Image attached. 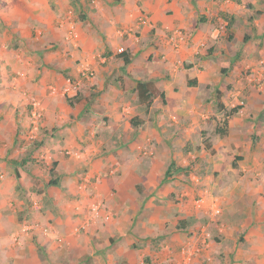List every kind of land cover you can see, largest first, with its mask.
<instances>
[{
	"label": "crops",
	"instance_id": "obj_1",
	"mask_svg": "<svg viewBox=\"0 0 264 264\" xmlns=\"http://www.w3.org/2000/svg\"><path fill=\"white\" fill-rule=\"evenodd\" d=\"M115 1L114 12L95 2L96 11L79 23L51 13L48 19L58 27L47 23L43 29L54 32L42 39L38 34L43 8L50 9L47 3L30 0L26 10L2 3L0 71L5 85L0 86V121L13 128L16 117L11 115L18 108V138L36 137L39 128L54 129L36 149L55 155L60 188L52 185L33 193L30 185L35 181L25 173L20 179L30 196L19 199L12 177L1 182L0 264H142L144 254L151 262L166 260L185 232L175 225L170 229L164 203L155 201L165 202L157 197L165 196L161 193L170 183L176 184L180 172L162 181L171 155L179 163L187 146V141L174 139L188 130V123L197 125L200 109V100L185 96L184 88L188 79H195L198 85L213 81L214 88L224 90L218 86L221 78L209 73L213 65L214 72L218 67L212 59L231 57L222 47L231 37L244 40L237 51L245 53L252 73L246 80L232 73L224 77L233 90L230 103L221 100L223 108L238 104V95L244 102L226 120L220 113L214 118V129L220 116L226 122L221 134L226 139L216 142L214 136V205L220 208L214 216V234L220 239L214 250L222 252L220 257L214 253V263L264 264V0ZM141 13L151 25L138 24ZM223 27L229 31L227 38ZM174 29L182 31V40L172 35ZM16 41L26 45L13 50ZM28 44L44 50L32 52ZM118 47L125 53H117ZM206 51L209 56H200ZM84 69L93 75L83 79L80 88L87 83L95 95L86 90L82 98L64 93L66 75L77 79ZM12 71L20 74L16 83L10 81ZM138 81L158 88L164 101L152 96L148 108L139 112ZM68 97L74 99L71 105ZM30 104L40 113L35 128L30 124L32 109L27 112ZM171 119L182 123L170 127ZM142 151L156 156L142 162L137 159ZM63 152L79 167L84 165L85 172L79 175L76 165L66 166L70 160L59 156ZM153 190L155 196L150 195ZM91 198L100 200L105 207L101 214L111 218L76 231L77 208ZM184 208L178 211L187 212ZM157 236L159 250L149 244ZM136 241L146 242L145 247Z\"/></svg>",
	"mask_w": 264,
	"mask_h": 264
},
{
	"label": "rangeland",
	"instance_id": "obj_2",
	"mask_svg": "<svg viewBox=\"0 0 264 264\" xmlns=\"http://www.w3.org/2000/svg\"><path fill=\"white\" fill-rule=\"evenodd\" d=\"M29 1L26 2L27 4L19 6L17 4L18 0H10L7 2L6 0H0V8L2 9L3 4H8V7H16L19 9H27ZM95 2L103 3L105 6L109 7L111 11L114 12L115 4L118 2L115 0H43V3H47L50 7L49 12L46 11L45 8H43V21L42 26L39 27L41 32L38 34L40 39L42 37L51 36L53 34V29L58 27V23L55 20H49L48 17L51 15V13H58L59 19L61 18H68V21L73 22H81L82 20H86L88 18V13L91 10L96 11L97 6L95 5ZM32 3V2H30ZM112 6V7H111ZM44 7V6H43ZM28 13H31L27 11ZM60 13V14H59ZM2 14H0L1 17ZM12 19H15V17L11 16ZM47 18L45 21L44 19ZM51 24L53 29L45 30L43 28H46V25ZM224 37L227 38V35L229 31L223 27ZM34 31V30H33ZM238 36L241 35V31L238 34ZM38 39V41L40 40ZM237 39H234L231 37V39L228 41L226 39L227 47L222 46L223 49H228V52L230 51L231 57L229 58H223L221 61H215L212 59V62H215V65L218 67L216 68V71L214 72V65L212 69L210 70V73L213 77L214 75H218L221 79L218 84L223 85L224 90H219L218 88H214V82H210L209 84H196L195 86H188L185 85V88L187 93L185 96L189 98H197L200 100L199 104V113L198 116V123L197 125H192L188 123L185 125L186 129L188 130H182L178 135V139L182 142L187 141L186 143V149H182L180 155H179V163H177L178 166H182L185 168L184 171H181L179 176L175 177L177 179L175 181L176 184L170 183L168 188L165 190L164 197H157L159 199L165 200V202H158L155 201L156 204H163V206L166 207L168 215L165 217L167 218L165 223L170 224V229L173 228V226H177V229L182 233V238L177 240V244H174V249L171 251L169 257L161 262L158 261H152L150 255L144 254L141 259H143L142 264H175L179 258V249L180 246L186 243L191 244V247L198 248V250L193 255L192 264H215L214 263V253L220 257V251L214 250V243L217 241H220L219 238H217L216 234H214V215L210 213V211L205 212L202 210V208H197L195 206V201L199 198L206 199V203H209V207H211V203L214 201V153H209L205 150H201L200 143L202 142V137H209L212 143V147L214 148V136L216 137V142L219 140L226 139V136L218 135L214 131V118L216 113H220L225 120L226 116H231L235 113V111L229 112L230 109L241 107L244 102V97L242 95H238V104L235 106H228L229 108H223V109H217V106L214 104L216 99L219 98L220 100L224 99L227 103H230V100L232 99V87L233 85L230 83H226L224 80V77L227 76L229 73H232V76L236 79H242L246 80L247 77H249L252 73L251 67H246V62L244 61L245 53H239L238 48H241L243 46V41H236ZM15 46H12L11 48L13 50H18L20 45H26L19 44L17 41ZM34 43V42H33ZM34 47L28 44L27 48L32 49V52H36L39 50H44L42 46L40 48L34 49ZM49 49H54V47H50ZM226 52V51H225ZM238 52V53H237ZM210 53H204L200 54V56L205 55L206 57L209 56ZM224 54V52H223ZM188 64V63H187ZM224 69V71H220V69ZM20 74H18L16 71L11 72V78H14V82L16 83L20 79L18 78ZM71 81H75V78L71 75H66ZM2 72L0 71V86L3 87L5 84H2ZM159 80V79H156ZM254 82V80H252ZM148 82V81H147ZM149 88L153 93V97H156L158 103H162L164 101L165 97L163 94L160 93V90L158 88L152 87L150 85V82H148ZM216 84V85H217ZM0 87V88H1ZM83 90H86L87 92H90V96L95 95V91L92 89V86L85 83L84 86H82L76 93L73 95V98H82L83 97ZM72 97H68L70 100H74ZM169 100V98H167ZM173 99L170 98V102ZM215 100V101H214ZM139 104L137 106L139 112H144L145 109L148 108L149 105H146L144 102L137 101ZM9 107H6V109H9ZM32 109V104L27 106V112L28 110ZM229 109V110H228ZM33 110V109H32ZM31 110V111H32ZM238 111V110H237ZM229 112V113H228ZM173 113V112H172ZM175 113V112H174ZM15 116V122L13 128L11 127V124L8 122H1L0 121V190L1 182L7 177H12L13 182L16 183L15 187L16 190H18V198L21 199L22 197H29L27 196L26 190L22 187V175L25 173L29 175L33 181H35L32 185H30V189L33 193H40L44 188H47L49 186H52L48 184V181L50 179H57L58 184L60 182L58 172L55 170L53 172H50L52 162L55 161L54 154L52 153H46L44 151H37V147L44 143L46 138H50L51 135H53V131L49 129L39 128L38 134L36 137H28V138H18L17 135L19 133H22V125L17 120V118L20 117V112L18 111V108H15L14 114L11 116ZM202 115V116H201ZM222 116H220V124L217 122V125L225 128V124H223V121L221 120ZM30 118H31V112H30ZM31 120V119H30ZM181 120V119H180ZM216 120V118H215ZM179 123L177 120L174 121L171 119L170 122H167V124L170 127H174L175 125H178ZM31 124V121H30ZM32 125V124H31ZM216 125V124H215ZM137 127V126H136ZM15 132V136L12 137V131ZM174 131H177V128L174 129ZM187 134V135H186ZM226 134V133H225ZM41 135V136H40ZM186 135V137H185ZM245 140V139H243ZM59 156H62L66 160H70V162H66V166H75L74 159H69L70 154L62 153ZM155 154H147L145 152H138L137 159L149 163L153 161L155 158ZM171 155V159H172ZM33 169V172L31 171ZM76 170L79 175L83 174L85 172V166L81 165L80 167L76 165ZM31 175V176H30ZM77 180L80 181V178L78 176ZM22 182V183H21ZM41 183V185H40ZM57 189L60 188V185H54ZM179 186V188L177 187ZM187 187L189 192L187 193L182 188ZM144 187H138V190L141 191ZM199 192H201L199 194ZM151 196H155L154 190L150 193ZM209 200V202H207ZM185 207L184 210L187 212H179L178 207ZM189 210V211H188ZM190 212V213H189ZM219 216V215H218ZM217 216V217H218ZM18 221L23 222V217H18ZM182 221L184 224L179 225L178 222ZM179 227V228H178ZM175 228V227H174ZM204 230V232H203ZM157 237L155 241L149 242V244L154 249H160V239ZM138 244V247L143 248L146 245V242H140L136 241ZM164 243V242H163ZM167 243V240L166 242ZM164 243V244H165ZM156 250V251H158ZM147 258V260L145 259Z\"/></svg>",
	"mask_w": 264,
	"mask_h": 264
},
{
	"label": "built area",
	"instance_id": "obj_3",
	"mask_svg": "<svg viewBox=\"0 0 264 264\" xmlns=\"http://www.w3.org/2000/svg\"><path fill=\"white\" fill-rule=\"evenodd\" d=\"M228 1V0H223ZM138 24L139 25H151L150 19L148 18V15L141 13L138 17ZM129 32H132L134 36L136 37L137 32L133 31V29H130ZM172 35L176 37L179 40L183 39V34L180 29H174L172 31ZM117 53H121L124 51L123 47H118L116 49ZM93 75V71L90 69H84L80 76L75 79V81H71V79L68 78L67 84L68 86L63 90L64 93L73 96L75 93L80 89V86L82 85V80L86 78H90ZM40 117V113L33 109L31 111V124L35 128L37 126L38 119ZM86 181V180H85ZM85 186V184H83ZM195 206L197 208H202L203 211L208 212L215 217L220 214V208L217 204L214 205L211 203V207L206 206L204 198H199L195 202ZM105 211L104 204L100 200H96L94 198H91L85 206H78L76 215L79 217V224L76 226L75 230H87L89 227L97 223L98 220H101V223L104 221H107L111 218V214H101V212ZM43 230H47L45 227ZM204 232V230H203ZM198 250V248H195L194 246L191 247V244L186 243L180 246L179 254L180 258L175 264H192L193 255Z\"/></svg>",
	"mask_w": 264,
	"mask_h": 264
},
{
	"label": "trees",
	"instance_id": "obj_4",
	"mask_svg": "<svg viewBox=\"0 0 264 264\" xmlns=\"http://www.w3.org/2000/svg\"><path fill=\"white\" fill-rule=\"evenodd\" d=\"M124 52V51H123ZM121 52V53H123ZM125 53V52H124ZM122 58H123V61L124 62H127L128 61V58H127V55L126 54H123L122 55ZM220 71H224V69H220ZM187 85L188 86H195L196 85V80L193 79V80H187ZM135 91H136V94H137V97L138 99L141 101V102H144L146 103V105H149L151 103V100H152V96H153V93L152 91L150 90L149 88V84L148 82H144V81H138L137 84H136V87H135ZM68 102L69 104L71 105L72 102L70 99H68ZM216 103V106H217V109L221 110L223 109V104L221 102V100L219 98L216 99L215 101ZM231 111H236L235 108H232L229 110V112ZM228 112V113H229ZM132 124H134V122H132ZM223 124H225V121H223ZM215 132L218 133L219 135L223 134L224 132V129L221 128L220 126L216 125L215 126ZM202 142L200 143V148L202 147L205 151L209 152V153H214V148L212 147V143H211V140L209 139V137H202ZM237 158V157H235ZM57 165V161H53L52 162V166H51V169H50V172H53L54 171V168L55 166ZM185 168L182 167V166H177L175 161L173 159H171L170 163L168 164L165 172H164V177L162 179V181H166L167 179H169L170 177L174 176L175 174L181 172V171H184ZM48 184L50 185H58V180L57 179H50L48 181ZM179 225H183L184 223L182 221L178 222ZM177 228V226H176ZM179 228V227H178ZM147 260V259H146Z\"/></svg>",
	"mask_w": 264,
	"mask_h": 264
}]
</instances>
